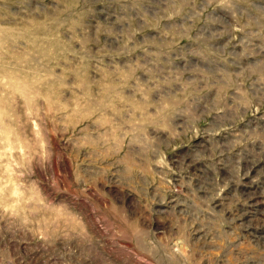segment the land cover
<instances>
[{
  "label": "rangeland",
  "instance_id": "1",
  "mask_svg": "<svg viewBox=\"0 0 264 264\" xmlns=\"http://www.w3.org/2000/svg\"><path fill=\"white\" fill-rule=\"evenodd\" d=\"M0 264H264V0H0Z\"/></svg>",
  "mask_w": 264,
  "mask_h": 264
}]
</instances>
